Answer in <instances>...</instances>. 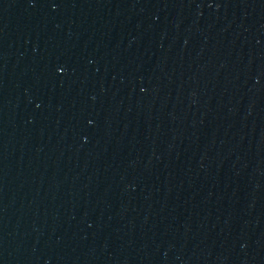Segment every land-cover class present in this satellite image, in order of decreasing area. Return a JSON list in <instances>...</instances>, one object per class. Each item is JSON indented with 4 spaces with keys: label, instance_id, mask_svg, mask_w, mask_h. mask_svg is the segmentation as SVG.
I'll return each instance as SVG.
<instances>
[{
    "label": "water",
    "instance_id": "95a60500",
    "mask_svg": "<svg viewBox=\"0 0 264 264\" xmlns=\"http://www.w3.org/2000/svg\"><path fill=\"white\" fill-rule=\"evenodd\" d=\"M0 264H264V0H0Z\"/></svg>",
    "mask_w": 264,
    "mask_h": 264
}]
</instances>
